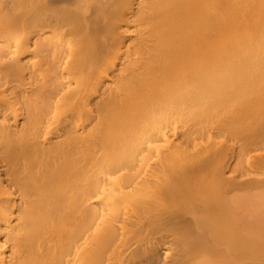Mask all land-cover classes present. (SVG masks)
<instances>
[{"label": "bare ground", "instance_id": "6f19581e", "mask_svg": "<svg viewBox=\"0 0 264 264\" xmlns=\"http://www.w3.org/2000/svg\"><path fill=\"white\" fill-rule=\"evenodd\" d=\"M0 264H264V0H0Z\"/></svg>", "mask_w": 264, "mask_h": 264}, {"label": "rangeland", "instance_id": "374dc122", "mask_svg": "<svg viewBox=\"0 0 264 264\" xmlns=\"http://www.w3.org/2000/svg\"><path fill=\"white\" fill-rule=\"evenodd\" d=\"M219 139H217V141H218ZM221 140V139H220ZM220 140H219V142H216L214 145H213V147L214 148H217V147H220L221 146V142H220ZM220 143V144H219ZM226 146H224V148H225Z\"/></svg>", "mask_w": 264, "mask_h": 264}]
</instances>
